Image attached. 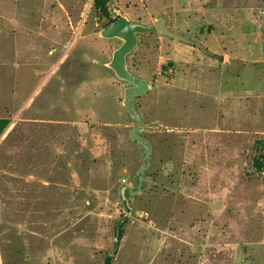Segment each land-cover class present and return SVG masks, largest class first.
I'll use <instances>...</instances> for the list:
<instances>
[{"label":"rangeland","instance_id":"rangeland-1","mask_svg":"<svg viewBox=\"0 0 264 264\" xmlns=\"http://www.w3.org/2000/svg\"><path fill=\"white\" fill-rule=\"evenodd\" d=\"M109 9L147 26L164 18L209 53L145 35L128 57L150 84L136 105L154 154L137 192L144 151L129 139L128 84L103 66L121 46L100 36L108 20L93 0H0V118L11 121L0 137V264H104L124 214L115 264H264V172L253 168L264 141V0ZM45 78L43 89L60 80L56 91L84 98L22 106Z\"/></svg>","mask_w":264,"mask_h":264},{"label":"water","instance_id":"water-1","mask_svg":"<svg viewBox=\"0 0 264 264\" xmlns=\"http://www.w3.org/2000/svg\"><path fill=\"white\" fill-rule=\"evenodd\" d=\"M149 34L167 37L183 44L198 47L206 54L209 53L201 43L171 31L167 27L164 18H158L152 25L147 26L132 23L127 17H122L116 19L111 24H108L107 21V26L101 30L100 36L103 39L121 42V46L112 53L111 60L103 63V66L113 72L118 80L128 84V87L124 89L123 104L132 120L129 139L139 145L144 151L142 164L133 178L134 182L138 181L137 192L141 191L144 182L143 176L150 169L154 154V146L151 140L142 135L145 130V122L143 115L136 105V100L149 92L150 84L147 80L137 77L129 70L128 57L137 48L139 37ZM126 190L127 187H123L121 195L123 202L129 207ZM128 192L130 194L131 191L129 190Z\"/></svg>","mask_w":264,"mask_h":264},{"label":"trees","instance_id":"trees-1","mask_svg":"<svg viewBox=\"0 0 264 264\" xmlns=\"http://www.w3.org/2000/svg\"><path fill=\"white\" fill-rule=\"evenodd\" d=\"M109 2L110 0H93V5L99 17L101 19L108 20V24H111L118 18H114L112 16L110 9H109ZM149 35H153V34H149ZM10 123L11 121L9 119H0V137L9 127ZM255 148L260 151V154L254 157L253 168L255 169L256 172L263 173L264 172V154H263L264 141H256ZM125 206H126L128 213H130L131 212L130 208L126 204ZM129 223H130V217L126 214L121 216L120 220L117 222L115 226V239L116 240L114 244V249L112 253L105 258L104 264H115L114 257L117 254L121 241L124 237V229L126 225Z\"/></svg>","mask_w":264,"mask_h":264},{"label":"crops","instance_id":"crops-1","mask_svg":"<svg viewBox=\"0 0 264 264\" xmlns=\"http://www.w3.org/2000/svg\"><path fill=\"white\" fill-rule=\"evenodd\" d=\"M59 81L60 80H57V82L54 83V85H52V90L49 91L48 89H43L44 86L46 87L48 84H50L49 78H45L43 81H38V79H37L36 80V84H37L36 88L31 93V95L27 99H25V101H23V103L21 102L22 106L27 104V107L29 109V106L31 103H35L37 101V99H39V97H42L41 100H38L41 102V104L48 105L49 103H52L55 105L56 110H62V107L60 104V103H62V99H66L69 96L72 99V101L76 102V101L82 100L84 98L85 93H79V95H80V98H79V95H78L77 91H75V90H70L68 92L67 91H61V90L56 91L55 87L60 85ZM83 89L84 88H82V90ZM0 119H4V118H0ZM41 119L42 118H38L37 120H41ZM42 120L46 121L45 119H42ZM55 122L60 123V120H57Z\"/></svg>","mask_w":264,"mask_h":264}]
</instances>
